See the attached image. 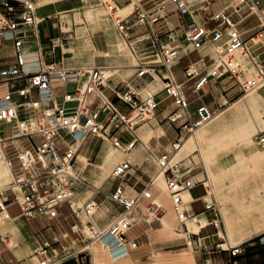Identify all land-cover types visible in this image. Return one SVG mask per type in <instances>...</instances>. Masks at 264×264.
<instances>
[{"label":"built area","instance_id":"2783aa9c","mask_svg":"<svg viewBox=\"0 0 264 264\" xmlns=\"http://www.w3.org/2000/svg\"><path fill=\"white\" fill-rule=\"evenodd\" d=\"M117 1L129 3L134 0H114L115 3ZM145 1L138 0L128 15L118 18L117 28L123 37L131 38L134 28L145 27L146 31L143 35L148 34V38L142 41L148 40L150 46L155 49L150 57H157L146 63H139L137 74L144 76L150 73V70L159 73L158 64L166 69L167 75L161 74L165 82L163 90L166 96L173 98V105L176 106L168 118L171 122L178 123L180 129L193 132L195 128L212 120L216 115V111L211 110L206 104H201L195 112H192L189 96L170 70L186 54L194 51L202 52L208 46L212 47L216 54V57L208 53L202 55L203 58L212 60L205 71L199 70L195 63L184 69L186 77L194 80L192 93L198 96L213 80L220 85L231 83V86L245 93L264 89L263 60L260 54L248 45L244 33L239 29L238 23L232 19L231 14L221 10L200 23L193 21L184 31L182 41L177 38L179 34L175 30L168 29L167 32L162 33V29L166 26L157 24L167 16L166 10L169 5H173L181 15L194 13L195 10H191L190 2L160 0L148 6ZM34 3L32 0H0V44L7 40L12 41L15 53L14 61L0 69V82L10 84L17 80L25 81V85L16 89L18 95L23 98L22 101L15 99L14 85L12 89L0 91V147L15 172L13 186L0 191V219L7 220L13 217L8 212V208L13 203L20 205L19 216L27 221L54 220L60 216L59 208L68 204L77 219V222L71 226V232L86 236L81 216L71 202L80 189L89 183L85 174L88 164L84 165L83 162L80 164L78 159L84 139L90 134L102 139L110 138L115 147H124L127 152L132 150L139 139L138 128L155 117L159 101L155 94L150 93L143 97L132 87L120 90L119 84L113 85L112 76L107 75L103 67H93L83 92L76 90V93L64 94L66 103L76 102L77 105L69 108L57 103L53 89V75H58V80L62 84H67V76L72 73V69L60 68L54 73V68L51 66L36 71L27 68L29 52L25 48V36L18 30L36 24ZM245 6L250 12L258 14L261 21L260 31L251 37V40L254 44H264V0H238L234 7L236 13L243 12ZM199 9L208 10V6H201ZM212 20L217 21V25L210 26L209 22ZM184 47L186 48L183 51ZM223 78L227 80L222 82ZM108 89L115 92L117 99L127 106L128 111L123 110L115 99L108 96L106 93ZM34 92L37 99L33 98ZM77 93L79 97H76ZM90 95H94L96 100L90 101ZM195 115L196 118L193 119ZM3 125H10L9 135L4 134L1 128ZM125 133L131 137L126 144L121 140V135ZM78 134H84L79 143H77ZM34 137H39L41 142H35ZM22 138L29 140V146L16 142ZM10 143L14 146V159L7 151ZM180 143L181 139H178L172 144L171 150L161 155H156L147 148L148 158L160 169H164L165 174L169 173L166 177L168 188L174 200V208L182 222L187 219L198 220L197 214H190L186 210L183 192L200 183L203 184L207 194L210 195V199L205 200V209L215 210L217 219L212 223L219 232L221 218L216 198L209 192L205 177L201 180L181 172L180 162L170 165ZM130 167L131 163L124 160L114 168L111 177L121 179ZM11 197L14 199L11 200ZM151 197L148 190L137 195L129 194L126 183L121 181L115 190L108 194L109 200L117 205L119 211L105 227L100 228L93 219L99 204L92 196L85 205V213L89 217L86 223L90 229L88 242L85 244L107 238L116 239L118 244L116 256L125 255L127 248H138V242L128 236V231L137 223L142 200H149ZM148 209L157 216L162 210L154 202L148 203ZM0 238L8 245L7 237L1 232ZM259 239L264 244V235ZM56 241L47 238L37 243L35 254L38 264H58ZM223 242H225L224 238L217 247L231 253L233 260L230 264H239L235 257L244 252V247L238 245L225 248ZM187 244L193 246L194 240L190 238ZM78 254L85 261L92 259L89 248L79 251ZM0 260L6 264L1 247Z\"/></svg>","mask_w":264,"mask_h":264},{"label":"crops","instance_id":"0c3cea01","mask_svg":"<svg viewBox=\"0 0 264 264\" xmlns=\"http://www.w3.org/2000/svg\"><path fill=\"white\" fill-rule=\"evenodd\" d=\"M32 1L35 2V6H36L35 16H36L37 24L35 26L21 27L18 30V32L21 35L25 36L24 39L25 48L29 52V56H28L29 62L27 68L29 70L36 71L39 69H47L51 66L52 68H54L53 71L54 73H56L55 70H58L60 68L72 69L78 72L77 74L74 73L69 76V80L67 84H62L58 80L57 75L56 74L53 75L54 77L53 89L57 103L63 104L69 108L75 107L77 105L76 102H67V103L65 102L64 94H66L67 92L76 93L75 91L77 90V88H82L80 86V82L83 80H86V82L88 81L90 70L93 67L109 68L110 71L112 72H113V68H118V70L120 69L119 71L122 74H118L117 76L122 77V75H125L127 79L129 77H133L136 75V78H134L131 83H128L127 81L124 80L117 81L112 78L113 85L119 84L120 90H126L128 87H132L141 96H143L141 90H143L144 92H148L151 90L155 92L158 91L154 94L157 100L159 101V105L168 98H171L166 96L163 90L164 89L163 86L165 82H164V78L161 75L163 73L160 70H158L159 73L158 72L150 73L153 76V79L147 84H146L147 80L144 78L145 75L138 76L137 74L138 70L135 69V66H137V64L133 63V61L128 56L122 54L121 51H123L122 49H124L123 47L125 45L124 43L123 45L120 43L121 40H118L119 37H117V32L110 25L106 23L104 24L103 22L100 23V25L102 26L101 28L92 31V33L91 32L88 33V35H90V40H88L87 43L86 41H84L85 39L83 37H80L79 35V29H82L83 27H77L76 29L74 28L72 30L63 29L62 19L69 16L74 18L75 11L78 10L83 5L84 0H32ZM91 1L94 0H90V2ZM137 1L133 4L135 5ZM69 2L74 3L73 7L71 8L62 7L63 4ZM120 2L123 3L125 1H120ZM156 2L157 0L145 1V3L148 6L154 5ZM237 3L238 0H196V4L198 5L197 6L198 8L197 11L192 13L191 15L189 14L181 15L173 5H169L167 9L168 11L166 10L167 16L163 18L157 25L166 26L164 29H162V33L167 32L168 29H173L176 31L177 34H181L182 32L184 33V31L189 27L191 23H193V21L197 23L198 21L200 22L205 21L211 18V15L213 13L223 10L224 12L231 14L232 19L238 23V27L240 28L244 22L251 20V16L254 15V12H249L244 14V12L248 10V8L245 6L243 12L236 13L234 7L236 6ZM190 6H191V2H190ZM201 6L204 7L208 6V10H203V11L200 10L199 7ZM45 12L47 13L46 15ZM172 16L176 17L177 23L174 22ZM194 16L198 17V21L194 18ZM47 17H51V18L57 17L58 21H52L50 25L47 26L42 25V27H39V24H42L45 18ZM98 17L100 16L98 15ZM217 23H218L217 21L212 20L209 22V25L215 26L217 25ZM259 26L260 23L257 25H255V23H251L250 26H247L246 28H240V30L242 31L243 29L242 32L244 34L246 32H250V34L253 36L259 31L258 30ZM57 29H59L60 31L59 33H62V31H65L68 34L73 33L70 35L74 37V40L76 42L71 41L69 45H63V46H60V44H56V43H50L49 41L54 40V38L57 36ZM99 31H104L105 34L103 35ZM145 31H146L145 27H136L132 30L131 37L137 36L138 38H140V37L148 36V34H144L141 36V34L145 33ZM95 32L97 33L93 35V33ZM59 38L61 37L58 36L56 39ZM41 39L42 40L44 39L45 41L41 42ZM146 43H149V41H146ZM262 46H264V44ZM70 53H74V54H70ZM262 53H264V51L261 53L259 52L260 57ZM193 54H198V58L188 63L185 67H182L181 73H175L174 67L180 65L181 61L185 57L191 56ZM202 55L203 53L198 51H194L189 54H186L182 56L179 62L173 65L170 69L177 82L182 84L184 88V92L186 93V95L189 96V99L191 96L190 94L192 95L196 94V93H192V89H191L194 80L192 79L189 80L186 77L184 69L187 68L192 63H195L196 66L199 68V70L205 71L206 69H208V67L212 63V60L209 58H203ZM14 59H15V53H14V47L12 41L7 40L2 42L0 44V69L10 65L14 61ZM99 59L103 60L102 63H98ZM180 74L182 75V77H185V80L180 77L181 76ZM189 81H192V83L190 84L189 88L186 89L185 86ZM222 82H225V79H222ZM12 85L16 86L15 89L13 88L15 99L18 101H22L23 98H21L18 95L16 89L25 85V81L23 80H17L15 82H11L10 84L0 82V91L7 90L8 88L12 89ZM208 86L209 87L212 86V87L209 88ZM235 89L237 88H234L233 86H231V84L228 87H226L225 84L224 85L219 84L213 86L211 83L206 85L203 92H201L200 96L194 99H190L192 112H195L201 104H206L209 107V103H212L213 100H217L218 103L221 101L223 104L227 105L229 103V100L226 98L227 93L225 92L228 90L234 91ZM161 91L163 93H161ZM106 93L108 94V96L115 99V101L118 102V104L123 110L128 111L127 106H125L117 99L116 94L115 92H113V90L108 89ZM205 95L206 96L210 95L212 97L209 99L210 101L209 103L204 99ZM76 97H78V93L76 94ZM33 98L37 99L36 92H34ZM89 100L95 101L96 97L94 95H90ZM172 106H173V101L169 103L165 108L160 110V112H157L158 107L156 108L155 117L149 121V125H150L149 128H146L144 125H141L138 128V130L141 131L144 139H147V141L142 139V137L138 134L139 135L138 142L135 144L132 150L128 152L124 147L117 148L114 146L120 153H116V152L110 153L112 150V148L109 146L108 143V141L111 142L110 138L102 139L99 136L90 134L84 139L83 144L81 146L78 157L79 163L86 164L89 160L93 159L94 156H96L98 153L100 157V161L98 163H94L95 171L98 172L99 174L104 175V174H112L113 169L116 166L122 163L123 160H128L131 163V167L128 170H126L124 176L121 179L119 180L115 179V180L119 181V183L121 181L126 183L127 191L131 195H134L132 194L134 192L129 188V186H132L136 191H138L139 194L148 190L151 193L152 197L149 200L143 199L141 202V206L145 207V209L149 211L148 203L154 202L158 204V199L163 192V188L152 182L154 177L159 172L160 168L158 167V165H156L155 162L149 160L148 158L149 151L147 148H150L152 152H154L156 155H161L171 150L172 144L176 142L178 139H181L183 141L184 138L186 137L185 129H180L178 123H173L168 118L169 114L171 113L169 109ZM232 109H233L232 106L225 109H221L216 114H220L221 112H224L223 115L221 116L223 117L222 119H226L228 120V122H232L234 115H236V113L232 112ZM195 118L196 115L193 117V119ZM118 134L120 133L118 132ZM130 139L131 137L127 133L121 135V140L124 144H126ZM187 140L188 139H186V141ZM18 141L19 140H16L17 143ZM186 141H184V145ZM20 142L22 141L20 140ZM87 142H100L98 148L94 150L95 151L94 154L90 156L83 154L81 152V150L83 149V147ZM0 152L2 154V158H4L1 149ZM194 152H197V149ZM180 153L181 151L177 154V156ZM108 155H110L111 158H106ZM196 155L199 157V159H202L200 153H197ZM176 158L175 160H177ZM190 160L193 162L194 158L192 157ZM91 170L92 169H90V171ZM167 175H169V173L165 174L166 177ZM109 178L105 181L104 186L102 188L94 189L95 190L94 194L90 196L91 198L94 195L95 200L99 204V208H98L99 210L97 216L95 215L93 219L96 222V218H97L99 224L102 225H105L106 222L109 223L110 220L119 211L117 205L111 202L108 198L109 192L115 190V188L117 187L116 186L113 188L112 186L109 185V182L111 181L109 180ZM91 183L92 182L90 181V185L93 186V184ZM205 183L206 186L208 187L209 192L213 195V193L210 190V187L208 186L206 175H205ZM199 186H202L204 191L200 194L194 195L193 190ZM186 192L188 193L190 200L185 201L186 202L185 208L190 214L194 213L198 215L197 221L187 219L185 222H182L183 225H185L186 229H184V231L181 233L179 232L181 230H178L177 233H173V231L164 229L165 224H163L161 218L159 220L156 219L151 220L148 218L139 217L135 226L131 228V230L128 232V236L131 239L136 240L138 242V248L136 249L127 248V253L124 256L114 258V254H116L115 251L117 249L112 250L115 248L114 242L107 241L110 245V246L107 245V247L109 248V251L107 252H110L112 255L111 258L101 257L102 260H104L105 262L103 264H199V263L230 264V262L233 260L231 253L227 250L214 248L217 247V244L221 242L222 238L225 239V236H223V227H225L223 216H221L222 219L219 225V232H218L217 228L212 223L213 220L216 219L215 218L217 216L216 212H214V210L205 209V200H209L210 195L207 194L203 184L200 183L194 188L184 191L183 194H185ZM195 202H199L201 205V209L199 211H196L194 209ZM162 208H164L165 213H169L168 206H161L160 209ZM173 210H174V215L172 218L173 224H168L165 226L168 227L176 226L179 216L174 208V203H173ZM219 211H221L220 208ZM19 214L10 217L7 220L0 219V232L7 237L6 241L8 244L6 245L4 243L3 246H0L3 249V256L5 254L8 255L9 259L12 262H13L12 258H15L17 259V262L19 264H37L38 259L34 255V250L36 249L37 243H40L41 241L47 238H52L54 241L57 240L59 242V240L56 238V235H58V237L61 236L68 237L69 234L72 235L73 233L71 232L70 228L75 222H77L75 221L74 223L71 224L70 227H68L60 214V216L54 220H48V219L37 220L39 222H42L43 225L41 229L37 230L36 232H33L29 228V223L36 220L27 221L23 219L21 216H19ZM142 215H143V209L141 207V210L138 211V216H142ZM80 216L84 223L83 231L86 233V228H89L86 223L89 217L88 216L86 217L84 213H82ZM47 221L49 222L48 225H50L52 222L55 223V225L57 226V230L54 229L53 227L52 229L46 230ZM187 223L190 225V230L192 231H188ZM18 227L20 231L17 230ZM153 229H156L154 235L156 237L157 236L160 237L161 244L164 246L163 248L151 251L150 255H148L147 253L148 250L146 249V247H144V245L148 242V239L151 236V233L149 231ZM42 230L45 231L46 233L45 234L42 233ZM29 238L31 239L28 240ZM190 238L194 240V245H193L194 247L195 244H198V247L201 248L200 251H197L196 250L197 247H196L195 251H193L194 254H192V256L194 261L193 260L186 261V259L184 260L187 254L188 257L191 254L190 250L188 249L186 250V252L176 254L180 252L181 248L188 246L187 242ZM248 239H245L243 241L240 240L241 242L239 244L233 246L235 247L238 245H242L245 249L244 252L241 253L240 258L237 259L239 264H264V244L260 242V239H258L257 241H249L248 243H245V241ZM225 241L227 242L222 243L223 247L224 244L228 243L229 238L226 239ZM82 246H80L75 239H71L70 245H66V244L56 245V249L59 255L62 252H68ZM247 250L248 253L246 252ZM99 253H101V251H99ZM110 259H113V261L115 262H112ZM121 259L123 260L122 262L119 263L118 261ZM67 261L68 260L64 259L61 262H58V264L61 263L81 264L79 258L74 260V262L72 263H69ZM91 262L92 264H94L93 253H92Z\"/></svg>","mask_w":264,"mask_h":264},{"label":"rangeland","instance_id":"374dc122","mask_svg":"<svg viewBox=\"0 0 264 264\" xmlns=\"http://www.w3.org/2000/svg\"><path fill=\"white\" fill-rule=\"evenodd\" d=\"M157 1H160V0H157ZM188 1L191 2V10L196 9L195 10L196 12L198 8L197 7L198 5L196 4V0H188ZM123 3H126V2H123ZM123 3L117 1L116 3L113 4L114 9L110 11L108 8L101 6L98 0H94L91 2L90 0H84L83 5L78 10L75 11L74 18L69 16V17H65L64 19H62L63 29L72 30L74 28L76 29L77 27H86L85 31L90 40V35H88V33L89 32L92 33V31L101 28L102 26L100 25V23L103 22L104 24L106 23L110 25L113 29H115V31L117 32V37H119L118 40H121L125 44V46L123 47L124 49H122L123 51H121L122 54H125L126 56H128L133 61V63L135 64H137V62L146 63L149 60L155 59L157 56L150 57V55L153 54V50L155 49L151 47L149 43H146V41L148 40L142 41L144 38H148V36L140 37V38H138L137 36H134L131 38H125L118 31L117 24H116L117 19L128 15L134 9V6H135V5H133L132 7L130 6V8L127 11H125L123 10L124 9ZM73 5L74 3L69 2V3L63 4L62 7L71 8L73 7ZM90 8L94 10L95 9L101 10L103 12L102 17L97 22H91L86 18V12ZM249 12L250 10H247L244 12V14L249 13ZM46 14L47 13L45 12V15ZM194 18L198 21V17L194 16ZM257 18H259L258 14L254 13V15L251 16V20L244 22L240 28H246L247 26H250L251 23H255V25L260 23V26L258 29L260 31L261 21H260V18L259 19ZM172 19L174 20L175 23H177L175 16H172ZM52 21H58V18L57 17H54V18L47 17L45 18L42 24H39V27H42V25L43 26L50 25ZM198 23H200V21H198ZM59 32H60L59 29H57V36L54 38V40H50V41L48 40V41L50 43L60 44V46L69 45L71 41H75L74 37L70 35L73 33L63 34ZM99 32L103 35L105 34L104 31H99ZM96 33L97 32L93 33V35ZM250 35H251L250 32H246L244 34V38L248 41V45L252 46V49H254L257 54H259V52L260 53L263 52L264 51V46H262L263 44L262 43L254 44L250 38ZM58 36L61 37V40L56 39ZM253 36L251 35V37ZM177 38L183 41V38H184L183 32L179 34V37ZM258 39L259 37L256 38V40ZM42 41L44 42L45 40L41 39V42ZM186 47L183 48V51L185 50ZM77 53H80V52H77ZM202 53L203 54L208 53L212 57H216L214 49L209 46L205 48L202 51ZM70 54H74V53H70ZM197 58H198V54H193L191 56L185 57L181 61L180 65L174 67V72L181 73L182 67H185L188 63H190L191 61H194ZM261 59L263 60V63H264V53L261 54ZM102 61H103L102 59H99L98 63H102ZM160 65L161 64L157 65V69L160 70L164 75H167L166 69ZM135 69H138V66H135ZM119 70L118 68H113V72H109L110 74H107V75L112 76V78L117 81L124 80V81H127L128 83H131L132 80L136 78V75L133 77H129L128 79L125 75H122V77H118L117 76L118 74H122ZM150 73L144 76V78L147 80L146 84L153 79V76ZM180 77L185 80V77H182V75ZM223 79L227 80V78H223ZM191 83L192 81H189L186 84L185 88L188 89ZM85 84H86V80H83L80 82L81 87H84ZM230 84L231 83L226 84V87H228ZM212 85L215 86L219 84H217L213 80ZM230 90L225 92L227 93L226 98L229 100V103L227 105L223 104L221 101L218 103L217 100H213L212 103H209L210 102L209 99L212 98L210 95L208 96L205 95L204 99L208 101L209 108L211 110L214 109L216 113H218L221 109H225V108L232 106L233 108L232 112L236 113V115H234L233 121L228 122V120L222 119L223 117L221 116L223 115L224 112H221L220 114H216L212 121L206 122L207 124L205 123L201 127L199 126L195 128V130L197 129L195 133V136L197 137L196 144H194L195 141L191 137L194 135L193 132L195 130L193 132H189L185 130L186 137L184 138L183 142L186 141V139H188L189 137H191L193 139V143L188 150L183 151L178 155L176 159L179 160L181 158L179 161H175L172 163V164H175L178 162L182 163L181 172H184L185 174L190 175V176H196V178H199L201 180L205 177L206 172L207 174H209L208 175L210 177L209 179L206 175L207 181L212 180L210 182L209 187H210L211 192L216 198V205H217L219 217L222 219L221 216H223V220L225 224V227H223V236H225L224 241L229 238L228 243L225 244L224 247H228L230 245L232 246L237 245L241 242L240 240L243 241L245 239L252 237L253 235L254 236L246 240L245 243H248L249 241H253L256 238L259 239L261 236L264 235V142H263L264 130L263 129L258 130L255 136L248 134V131H246V127H245L246 126L245 125V119H246L245 110L243 109V107L247 105H252L254 109L256 108L260 112H262V110H264V89L252 90L247 93H245L244 91H240L238 88L235 89L234 91H230ZM156 92L153 90L148 91V92H144L143 90H141V93L144 97L150 93L154 94ZM161 93L163 92L161 91ZM190 95H191L190 99H194L198 97V94H193V95L190 94ZM172 101H173V98H168L167 100L163 101L158 106L157 112H160V110L165 108ZM175 108L176 106L173 105L172 107H170L169 111L172 112ZM255 113L256 112H254V114ZM154 123H155V120H154ZM141 125H144L146 128H149L150 126L149 121ZM1 128L3 129L5 135H9L11 133L10 125H3ZM138 134L142 137V139H144L140 130H138ZM33 139L37 143L41 142V139L39 137H34ZM144 140L147 141V139H144ZM21 141H22L21 143L24 146H29V140L27 138H22ZM19 142H20V139L18 143ZM210 142L212 143L210 144ZM99 143L100 142H87L85 146L83 147V149L81 150V152L83 154L90 156L94 154L95 152L94 150L98 148ZM108 143H109V146L112 148L110 153H115V152L120 153L112 144V140L111 142L108 141ZM196 149H197V152H194ZM200 149L202 151V154H201ZM7 151L9 152V156L13 158L15 150H14V146L12 143L9 144ZM197 153H200L202 159H199V157L196 155ZM192 157L194 158L193 162L190 160ZM0 160L3 166L7 168L4 158H2L1 152H0ZM13 161L15 162V160ZM99 161H100V157H99V154L97 153V155L94 156L93 159L89 160L86 163L88 165H87V168L85 169V174H86V177L89 183L85 185L84 188L80 189V193L74 198V200H72V203L75 204V207L77 210H79V212H82V210H80L79 208H84V205L89 200L90 196L94 194L95 192L94 189L102 188L104 186L105 181L109 177H110L109 180H111L109 182V185L112 186L113 188L116 187L119 183V181L111 177L112 174L102 175L95 171L94 163H98ZM90 169L92 170L90 171ZM205 169H206V172H205ZM213 171L219 173L220 175L223 174L224 175L223 178L225 179L226 177V179L225 180L219 179L220 182H216L212 174ZM90 181L92 182L91 184H93V186L90 185ZM219 185L222 186V190L218 188ZM9 187H12V186H8V187L0 186V189L4 190ZM129 188L133 190L134 193L132 194L134 195L139 194L138 191H136L132 186H129ZM203 191L204 190L202 186H199L193 190V194L197 195V194L202 193ZM10 199L13 200L14 197H11ZM141 207L143 209V215L138 216V218L144 217V218H148L151 220L152 219L159 220L165 213L164 208H162L161 213L159 214V216H157L156 213H154L153 211H147L145 207L143 206ZM219 208L221 209V211H219ZM194 209L196 211H199L201 209V205L199 202L194 203ZM98 210L96 212V216H97ZM8 212L11 216L18 215L21 212V207L18 203H13L8 208ZM59 212L68 227H70L72 223L77 221V219L74 217L68 204H64L63 206H61L59 208ZM215 218L217 219V217ZM106 223L108 224V222ZM106 223L105 225L99 224L96 218V224L100 228L105 227L107 225ZM48 224L49 222L47 221L46 230L52 229V227L57 230V226L55 225V223L52 222L50 225ZM42 225H43L42 222H39L36 220V221L29 223V228L33 232H36L37 230L42 228ZM187 226H188V231H191L190 225L188 223H187ZM164 229L173 231V233H177L178 230H181V232L184 231L182 227V222L179 218H178L176 226L171 228V227L164 225ZM155 230L156 229L149 231L151 233V236L148 239V242L144 245V247H146V249L148 250L147 252L148 255H150L151 251L163 248L164 246L161 244L160 237L159 236L156 237L154 235ZM42 233L45 234L46 232L42 230ZM89 233L90 232L86 230V234H87L86 236L79 235L76 233H73V234L71 233L72 235L69 234L68 237H64V236L58 237V235H56V238L59 240V242L56 241L57 243L55 244V247L56 245H61V244L70 245L71 239H75L76 242L80 246L82 245L84 246V244L88 242ZM30 239L31 238H29L28 240ZM3 245H4V242L0 238V246H3ZM196 247H197L196 250L200 251L201 248L198 247V244H195V247L185 246L181 248L180 252L176 254L186 252L187 249L190 250L192 254H194L193 251H195ZM214 248L217 249L218 247H214ZM191 249H193V251H191ZM99 251H101V253H99ZM107 251H109V249L108 250L102 249V247H100V244H96L94 264L105 263L101 257L111 258L112 254ZM78 253H79L78 250H75L71 253L62 252L59 255L57 254V258L59 262L66 259L68 260L67 262L69 263H72L74 262V260L79 258L81 261V264H91V260L89 259H86V261L82 260V258H80L81 256H79ZM3 257L6 261V264H19L17 262V259L15 258H12L13 262L12 261L10 262L9 256L6 254ZM110 260L112 262H115L113 261V259H110ZM122 260L123 259L119 260L118 262L120 263L122 262ZM0 264H3L2 260H0Z\"/></svg>","mask_w":264,"mask_h":264},{"label":"bare ground","instance_id":"6f19581e","mask_svg":"<svg viewBox=\"0 0 264 264\" xmlns=\"http://www.w3.org/2000/svg\"><path fill=\"white\" fill-rule=\"evenodd\" d=\"M99 1V4L101 5V6H103V7H105V8H108L110 11L111 10H113V4L115 3L114 2V0H98ZM137 0H134L133 2H129V3H123L124 4V6H123V10H125V11H127L129 8H130V6L132 7L134 4L133 3H135ZM125 4H127V5H125ZM128 4H130V5H128ZM34 10H36V6H35V3H34ZM121 10V9H120ZM103 12L101 11V10H94V9H88V11L86 12V18L89 20V21H91V22H97L101 17H102V14ZM98 15L100 16V17H98ZM119 16V15H118ZM80 21V20H79ZM84 21V20H83ZM81 22V21H80ZM36 24H37V22H36ZM35 24V25H36ZM34 24L33 25H30V26H35ZM85 28L86 27H83V29H79V35H80V37H83L85 40L84 41H86V43L88 42V40H89V38H88V36H87V33H86V31H85ZM62 33L63 34H68L67 32H65V31H62ZM58 40H61V38H59ZM120 43L123 45V42L122 41H120ZM125 45V44H124ZM136 58V57H135ZM139 65V63L137 62V66ZM104 70H105V72H106V74H110L109 72H112V71H110V69L109 68H104ZM71 74L70 75H72V74H77L78 72L77 71H74V70H71ZM150 72H155L154 70H150ZM70 75H68L67 76V81L69 80V76ZM58 76V75H57ZM88 82V81H87ZM87 82H86V84L84 85V87H82V88H77V90H80L81 92H83L84 90H85V88H86V85H87ZM253 93V92H252ZM252 93H250V94H252ZM249 94V95H250ZM80 95L78 94V97H79ZM261 97V96H260ZM243 109L245 110V127H246V131H248V134H250V135H253V136H255V134H256V132L258 131V130H264V110H262V112H260L258 109H254V107L252 106V105H247V106H245V107H243ZM255 110V111H254ZM254 112H256L255 114H254ZM209 122V121H208ZM205 124V123H204ZM204 124H202V125H204ZM207 124V123H206ZM201 125V126H202ZM200 126V127H201ZM215 128V127H214ZM196 131H197V129L193 132V136H191L193 139H194V141H195V143L194 144H196L197 143V137L195 136V133H196ZM83 135L84 134H78V138H79V140H78V142L77 143H79L80 141H81V139L83 138ZM191 137H189L188 138V140L186 141V143H185V145H184V142L181 140V143H180V145H179V149L176 151L177 153H175L174 154V156H173V158H172V160H171V163H170V165H173L172 163L173 162H175V161H179V160H175V158H176V156H177V154L181 151V152H183V151H186V150H188L189 148H190V146L192 145V143H193V139L191 138ZM183 142V143H182ZM263 142H264V139H263ZM212 142H210V144H211ZM184 146V147H183ZM0 149L2 150V152H3V156H4V160H5V163H6V166L11 170V172H10V170L8 169V168H6V167H4L3 166V164L1 163V160H0V186L1 187H8V186H13V184H12V182H13V178H14V169H13V167H12V165H11V163H10V161L8 160V159H6V157H5V152H4V150L0 147ZM110 154V153H109ZM263 155V154H262ZM178 157V156H177ZM211 157V156H210ZM106 158H111V156L110 155H108ZM179 163V162H178ZM176 164V163H175ZM114 170V169H113ZM222 171V170H221ZM205 172H206V169H205ZM212 174H213V176H214V180H216V182H220L219 181V179H221V180H225L226 179V177H225V179L223 178L224 177V175L222 174V175H220L219 173H217V172H215V171H213L212 172ZM206 175H207V177H208V174H207V172H206ZM210 178V177H209ZM212 180H209L208 181V186L210 185V182H211ZM152 182H154L155 184H157V185H159V186H161L162 188H163V192H162V194H161V196L159 197V199H158V204H159V206L161 207V206H168V208H169V213H165L162 217H161V220H162V222H163V224H165V225H168V224H173L172 222V218H173V215H174V210H173V203H174V200H173V197H172V195H171V193H170V191H169V188H168V184H167V180H166V176H165V170L164 169H160V172H158L157 173V175L154 177V179L152 180ZM218 188L220 189V190H222V186L221 185H219L218 186ZM7 189V188H6ZM3 189H0V191H2ZM80 192H78L73 198H72V200H74V198L79 194ZM86 194V193H85ZM90 194V193H89ZM182 196H184V201H188V200H190V197H189V195H188V193L186 192L185 194H183ZM90 199V198H89ZM72 200H71V202H72ZM80 200V199H79ZM87 203V202H86ZM72 205H73V207L75 208V204H73L72 203ZM86 205V204H85ZM85 205H84V208H80V210H82V212H79V210H76L78 213H79V215H81V213H84L85 215H86V217H87V214L85 213ZM149 210V209H148ZM150 211V210H149ZM182 222V221H181ZM174 224H176V223H174ZM174 226V225H173ZM182 227H183V230L184 229H186V227H185V225H183V223H182ZM172 228V227H171ZM198 229V228H197ZM197 229H195V230H197ZM17 230L18 231H20V229H19V227L17 228ZM86 230L87 231H89L90 232V229L89 228H86ZM131 230V229H130ZM129 230V231H130ZM128 231V232H129ZM192 231V230H191ZM180 233H181V231H179ZM90 234V233H89ZM188 235V234H187ZM107 241H111V242H114V246H115V248L114 249H112V250H116V249H118V244H116V239H113V238H107V239H105V240H98V241H94V242H92V244H84V246H82V247H79V248H77V249H73V250H71V251H68V253H71V252H73V251H75V250H78V251H81V250H83V249H85V248H89V249H91V252L93 253V263H94V256H95V245L96 244H100V247H102V249H105V250H108L109 248L107 247V245H109V243L107 242ZM105 243V244H104ZM88 245V246H87ZM225 245V244H224ZM110 246V245H109ZM36 250V249H35ZM35 250H34V255L36 256V254H35ZM191 251H193V249H191ZM56 253L58 254V251H57V249H56ZM122 256V255H121ZM124 256V255H123ZM117 257H120V256H116V254H114V258H117ZM186 259V261H192L193 260V256H192V253L189 255V257H188V254L185 256V258H184V260ZM194 261V260H193ZM193 263H195V262H193ZM91 264H92V262H91Z\"/></svg>","mask_w":264,"mask_h":264},{"label":"trees","instance_id":"16d2710c","mask_svg":"<svg viewBox=\"0 0 264 264\" xmlns=\"http://www.w3.org/2000/svg\"><path fill=\"white\" fill-rule=\"evenodd\" d=\"M258 240V238H256L255 240H253V241H257ZM247 253H248V250L246 251ZM240 256H241V254L240 255H238V256H236L235 257V259H239L240 258Z\"/></svg>","mask_w":264,"mask_h":264}]
</instances>
